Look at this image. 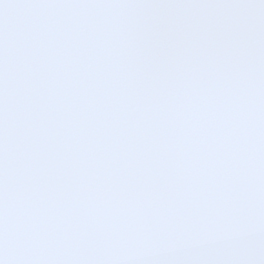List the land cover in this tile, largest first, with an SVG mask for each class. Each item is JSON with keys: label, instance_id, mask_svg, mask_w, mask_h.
<instances>
[{"label": "snow or ice", "instance_id": "6c2138e0", "mask_svg": "<svg viewBox=\"0 0 264 264\" xmlns=\"http://www.w3.org/2000/svg\"><path fill=\"white\" fill-rule=\"evenodd\" d=\"M0 264H264V0H0Z\"/></svg>", "mask_w": 264, "mask_h": 264}]
</instances>
